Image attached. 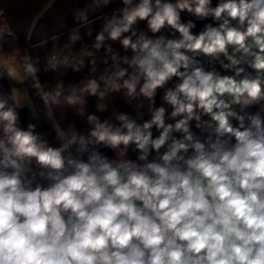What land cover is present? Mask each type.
I'll return each mask as SVG.
<instances>
[{
	"label": "clouds",
	"instance_id": "obj_1",
	"mask_svg": "<svg viewBox=\"0 0 264 264\" xmlns=\"http://www.w3.org/2000/svg\"><path fill=\"white\" fill-rule=\"evenodd\" d=\"M92 4L39 41L59 48L43 67L0 45V80L28 84L57 141L0 90V264H264V0Z\"/></svg>",
	"mask_w": 264,
	"mask_h": 264
},
{
	"label": "crops",
	"instance_id": "obj_2",
	"mask_svg": "<svg viewBox=\"0 0 264 264\" xmlns=\"http://www.w3.org/2000/svg\"><path fill=\"white\" fill-rule=\"evenodd\" d=\"M216 0H213L215 4ZM50 0H0V45L3 50L10 54H15L16 49H20V55H24L25 51L30 54L34 59L40 58V65L43 67L45 64V54H55L59 52V48L56 46L54 41L49 40L48 46L45 48L39 47V41L45 37H52L56 34L63 33L61 44L63 40L67 38V29L76 26L75 19L79 12L87 9L88 15L91 17L95 14L93 10L92 0H53L51 7L49 5ZM122 6V5H121ZM111 8L105 9L106 12H111ZM40 13H43L38 22L34 24V20ZM98 15V14H97ZM183 19H194L187 14H182ZM205 22H197V28L195 32H199ZM101 21L96 20L93 24V37L95 33L100 30ZM144 27L143 23L140 25ZM31 30L30 39H26L29 36ZM84 44H90V40L87 36L83 38ZM81 45L78 43L76 49L78 50ZM114 48L119 49L118 44H113ZM123 51L122 49H120ZM103 55L97 53V59ZM19 59V57H17ZM2 60V58H0ZM103 67V65H101ZM219 67V66H217ZM22 71V70H21ZM88 74L87 70L85 73H72L71 70L61 78L64 84L67 86L70 83H78L82 78V75ZM230 74V73H227ZM42 82L49 83L46 87H51L56 83V79L59 78L60 73H54L49 71L47 73L41 70L38 73ZM11 88L18 89V94L22 100V109H18L21 127L26 128L28 123H37V131L49 133L48 139L52 145H56L55 133L51 127V121H48L45 114V109L42 102L35 96L32 95V90L29 88L27 83H16L12 81L0 80V90L6 93H10ZM137 102H133V106ZM146 103V102H145ZM113 104L115 107L121 110L131 112L133 109L128 106L125 101L120 97H115ZM160 104L159 96L157 97V106ZM62 111V110H58ZM88 111L95 112V98H88ZM38 116L40 119H33L32 116ZM108 116L109 113L102 114ZM148 117L145 116V119ZM56 119L61 122L62 126H66L68 122H74L77 127L81 130H86L82 119L78 115H74L71 110H66V116L61 119L60 113L57 112Z\"/></svg>",
	"mask_w": 264,
	"mask_h": 264
}]
</instances>
